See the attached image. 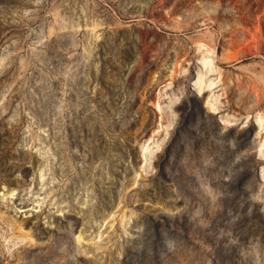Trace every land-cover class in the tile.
<instances>
[{
	"label": "rangeland",
	"instance_id": "rangeland-1",
	"mask_svg": "<svg viewBox=\"0 0 264 264\" xmlns=\"http://www.w3.org/2000/svg\"><path fill=\"white\" fill-rule=\"evenodd\" d=\"M0 264H264V0H0Z\"/></svg>",
	"mask_w": 264,
	"mask_h": 264
},
{
	"label": "bare ground",
	"instance_id": "bare-ground-1",
	"mask_svg": "<svg viewBox=\"0 0 264 264\" xmlns=\"http://www.w3.org/2000/svg\"><path fill=\"white\" fill-rule=\"evenodd\" d=\"M200 63L204 69H208L211 63V58L209 56H202L200 59ZM200 81L202 80L200 79Z\"/></svg>",
	"mask_w": 264,
	"mask_h": 264
}]
</instances>
